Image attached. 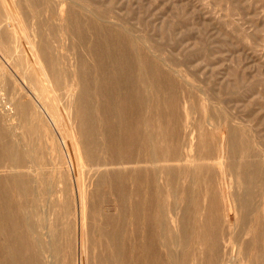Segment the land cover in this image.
Instances as JSON below:
<instances>
[{"label": "rangeland", "instance_id": "obj_1", "mask_svg": "<svg viewBox=\"0 0 264 264\" xmlns=\"http://www.w3.org/2000/svg\"><path fill=\"white\" fill-rule=\"evenodd\" d=\"M0 9V122L3 127L14 124L19 152L35 160L46 178L52 174L50 153L58 158L68 198L76 193L64 128L59 124L55 129L44 116L38 120L40 107L37 110L30 99L34 118L25 120L10 98L18 96L22 83L34 85L39 96L47 93L45 105L54 117L60 112L71 115L72 109L62 104L83 86L73 35L104 37L99 30L103 23L110 35L143 50L145 71L155 61L177 83L165 85L161 93L142 89L144 96L179 97L177 128L184 160L164 163L176 167L177 173L161 178L171 231L181 235L183 230L181 224H171L173 213L168 212L177 191L179 196L186 190L198 196L194 217L199 224L204 223L206 194L218 188L221 194L222 216L211 228L217 237L205 236L202 228L188 243L182 236L174 243L167 239L175 252L168 261L181 264L182 255L189 252L185 264L205 263L216 243L222 263L236 243V264H264V0H0ZM41 43L47 44L46 62L41 60ZM59 51L71 59L55 74L49 59ZM23 73L29 78L22 79ZM72 127L77 136V124ZM201 140L204 145H199ZM203 152L210 158L204 159ZM201 164L205 171L197 173L195 181L191 173ZM243 198L251 200L245 207L240 204ZM183 206L178 202V214Z\"/></svg>", "mask_w": 264, "mask_h": 264}, {"label": "bare ground", "instance_id": "obj_2", "mask_svg": "<svg viewBox=\"0 0 264 264\" xmlns=\"http://www.w3.org/2000/svg\"><path fill=\"white\" fill-rule=\"evenodd\" d=\"M99 30L104 37H89L84 32L73 35L83 86L71 94L72 103L66 99L62 104L72 109L71 115L60 112L54 117L45 105L47 93L41 90L39 96L34 85L20 83L18 96L10 98L25 120L34 118L29 111L33 110L30 99L36 109L40 107L42 116L36 113L38 120L44 116L55 129L59 124L64 128L77 188L69 199L59 159L54 160L50 153L52 174L46 178L35 160L16 149L14 124L3 127L0 122V264H171L167 257L175 252L169 242L182 236L183 243H188L202 228L205 236L217 237V231L211 228L222 216L219 188L206 194L203 224L194 217L198 196L189 190L179 196L177 191V200L168 205V212L173 213L171 224L183 226L181 235L179 231L174 234L169 226L167 194L161 178H173L177 173L176 167L164 163L184 160L177 128L180 102L178 96H144L142 89L161 93L165 85L168 88L177 83L155 61L150 71H145L143 50L134 43L110 35L103 23ZM46 45L40 46L44 62ZM68 59L63 52L56 57L50 55L55 74L64 71ZM29 76L23 73L22 79ZM73 123L77 124V136ZM202 155L210 158L208 152ZM201 165L191 173L195 181L197 173L205 171ZM168 180L175 187L173 179ZM250 201L243 198L240 204L245 207ZM178 202L184 203L180 214ZM234 245L220 263L213 243L215 250L212 248V254L201 264H236L239 253ZM188 253L182 255L181 264L187 262Z\"/></svg>", "mask_w": 264, "mask_h": 264}]
</instances>
